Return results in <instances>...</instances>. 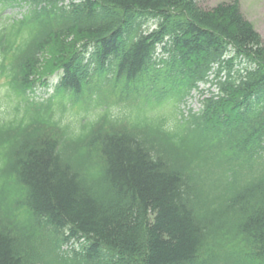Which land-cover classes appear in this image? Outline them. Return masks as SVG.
<instances>
[{
	"label": "trees",
	"instance_id": "trees-1",
	"mask_svg": "<svg viewBox=\"0 0 264 264\" xmlns=\"http://www.w3.org/2000/svg\"><path fill=\"white\" fill-rule=\"evenodd\" d=\"M23 5L0 25L17 103L0 119V264H264V40L239 1L0 0V15ZM215 64L222 96L178 117Z\"/></svg>",
	"mask_w": 264,
	"mask_h": 264
},
{
	"label": "rangeland",
	"instance_id": "rangeland-1",
	"mask_svg": "<svg viewBox=\"0 0 264 264\" xmlns=\"http://www.w3.org/2000/svg\"><path fill=\"white\" fill-rule=\"evenodd\" d=\"M235 0H198V3L202 8L205 9H212L216 5L222 2H233ZM241 5L242 12L244 13L246 19L250 21L255 29L260 33L264 40V0H238ZM26 8L23 9H16L12 10L9 9L8 11H5L3 14V20H6L5 18L9 17L14 19L16 17L17 19H22V16L26 14ZM5 22L10 23L9 19ZM7 79L0 78V108L4 109V105L6 102L5 97V87L4 85L7 83ZM50 94H52V91H49ZM38 98H40V93H38ZM39 100V99H37ZM197 106V104H195ZM13 111V110H11ZM174 112L173 110H171ZM0 113H3L0 111ZM178 113V112H177Z\"/></svg>",
	"mask_w": 264,
	"mask_h": 264
}]
</instances>
